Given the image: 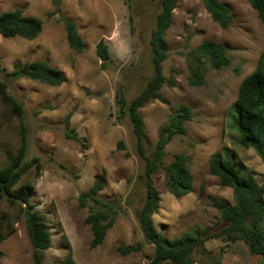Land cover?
Instances as JSON below:
<instances>
[{"label":"rangeland","instance_id":"rangeland-1","mask_svg":"<svg viewBox=\"0 0 264 264\" xmlns=\"http://www.w3.org/2000/svg\"><path fill=\"white\" fill-rule=\"evenodd\" d=\"M162 0H61V13L77 26L85 43L81 52L68 44L53 0H0V14L22 10L40 19L41 33L32 40L0 35V78L9 93L24 108L22 117L11 114L0 99V166L20 153L27 138L26 161L38 159L15 186L27 194L34 186L30 203L51 234V247L39 254L45 264H149L154 247L144 241L138 215L144 204L145 163L136 150V139L128 116L120 114L119 100L130 101L154 74L150 37L161 11ZM233 17L221 28L207 12L202 0H178L166 33L167 59L163 72L175 85L163 86L161 100L139 110L143 119L144 146L150 156L160 129L174 110L188 107L192 118L185 135L175 136L162 160L169 165L177 154L188 160L193 191L173 196L166 186L164 168L154 177L159 193V211L152 216L155 230L172 241L200 231L203 236L221 232L226 226L213 203L236 204L232 188L220 184L211 173L210 162L219 154L232 158L243 172L254 173L264 186V162L251 148L238 144L231 119L243 80L257 68L264 52V24L247 0H219ZM104 40L112 61L103 66L96 45ZM204 42L222 44L231 63L214 70L205 65L204 84L191 86L187 54ZM47 62L64 75V82L51 86L40 81L8 78L16 63ZM79 141L67 138L66 122ZM26 130V132H24ZM264 145V136H262ZM122 142L124 148H119ZM96 181L103 183L99 198L115 203L118 214L101 245L91 249L88 208L79 197ZM4 219V241L0 264H34L25 217L20 204L0 203ZM264 236V223L262 226ZM143 248L128 255L119 247ZM193 264H261L243 241L212 238L198 246Z\"/></svg>","mask_w":264,"mask_h":264},{"label":"trees","instance_id":"trees-1","mask_svg":"<svg viewBox=\"0 0 264 264\" xmlns=\"http://www.w3.org/2000/svg\"><path fill=\"white\" fill-rule=\"evenodd\" d=\"M251 7L258 13L264 24V0H247ZM61 0H53L54 13L60 15L68 44L76 51H83V42L76 24L61 13ZM207 12L218 25L227 29L232 23L233 17L227 6L219 0H202ZM178 0H162L161 11L156 20V26L150 37V48L154 74L143 90L132 100H119L120 114L128 116L132 124L133 134L136 139V150L145 163L144 183L146 189L145 201L138 215V223L143 234L144 241L153 245L154 254L149 264H193L192 256L198 246L212 238L223 237L228 242L243 241L252 254L261 256L264 264V236L262 226L264 223V186L260 185L254 173L243 172L242 167L235 165L232 158L216 154L210 162L211 173L218 177L220 184L232 188L236 199L234 206L224 203H213V206L221 213L227 226L216 234L206 237L200 231H193L182 237L168 241L157 232L152 216L159 211V193L154 184V177L164 168L166 172V186L170 193L179 198L193 191V176L188 167V160L182 154H177L173 161L163 167L162 160L165 150L171 140L177 135H185V123L192 118L188 107H179L174 110L170 121L166 123L159 133L154 152L148 156L144 146L143 119L139 112L146 104L153 100H161L160 90L167 85L173 87L175 80L167 78L163 72V63L167 59L166 33L170 28L173 11ZM43 23L40 19L25 16L22 10H13L0 14V35L4 38L22 37L27 40L35 39L42 31ZM96 54L103 66L111 63L112 58L104 40L96 45ZM231 61L227 56V48L219 43L204 42L187 54V67L189 72V84L201 86L204 84L205 65L211 69L219 70L228 67ZM8 78L19 80L22 78L40 81L42 83L59 86L65 78L64 75L50 67L47 62L16 63ZM8 83L0 78V99L6 105L11 114L22 117L23 105L8 91ZM231 119L238 133V144L242 148H251L264 162V52L261 54L257 68L247 76L239 89L236 103L232 107ZM66 136L69 139L79 141L78 137L70 130V122H66ZM26 132V130H24ZM23 146L18 156L5 166H0V203L7 201L11 205L20 204L25 217L28 237L33 247L34 264H45L39 254L51 247V234L42 217L34 210L30 203V193L34 186L26 187L27 194H17L15 186L23 175L35 164L39 167L38 159L26 161L27 138L23 135ZM119 148H124L122 142ZM103 189V183L96 181L93 187L79 197L80 206L89 209L86 224L91 227V249L101 245L107 231L112 226L113 219L118 214L119 207L110 201H103L99 193ZM4 219L0 216V245L4 241ZM143 248L142 244L134 247H119L118 252L128 255L138 252ZM0 250V257L2 256ZM70 264H75L70 260Z\"/></svg>","mask_w":264,"mask_h":264}]
</instances>
